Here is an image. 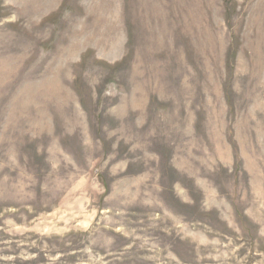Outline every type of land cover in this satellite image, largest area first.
Returning <instances> with one entry per match:
<instances>
[{
  "label": "rangeland",
  "instance_id": "rangeland-1",
  "mask_svg": "<svg viewBox=\"0 0 264 264\" xmlns=\"http://www.w3.org/2000/svg\"><path fill=\"white\" fill-rule=\"evenodd\" d=\"M0 264H264V0H0Z\"/></svg>",
  "mask_w": 264,
  "mask_h": 264
}]
</instances>
